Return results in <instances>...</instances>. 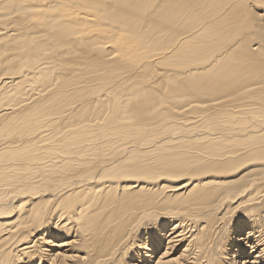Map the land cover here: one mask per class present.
<instances>
[{"label": "bare ground", "instance_id": "6f19581e", "mask_svg": "<svg viewBox=\"0 0 264 264\" xmlns=\"http://www.w3.org/2000/svg\"><path fill=\"white\" fill-rule=\"evenodd\" d=\"M0 264H264V0H0Z\"/></svg>", "mask_w": 264, "mask_h": 264}]
</instances>
